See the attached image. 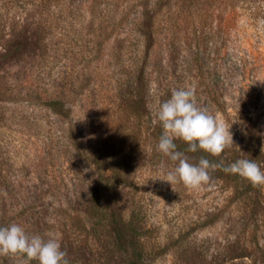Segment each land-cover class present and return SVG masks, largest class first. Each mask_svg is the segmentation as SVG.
<instances>
[{
  "label": "rangeland",
  "instance_id": "374dc122",
  "mask_svg": "<svg viewBox=\"0 0 264 264\" xmlns=\"http://www.w3.org/2000/svg\"><path fill=\"white\" fill-rule=\"evenodd\" d=\"M83 2L0 0V54L19 35L47 51L0 62V227L15 223L30 236L58 238L69 264H125L106 220L82 219L94 167L80 142L73 149L70 132L92 123L101 152L129 174L116 176L113 203L135 223L145 264H264V186L219 167L209 169L211 182L199 189L178 176L169 181L178 162L151 135L158 124L163 133L161 122L117 120L116 85L131 56L123 52L120 61L112 41L95 54L97 26ZM196 6L193 22L180 23L176 52L159 58L153 107L175 90H194L197 106L233 135L217 163L254 160L264 171V0H198ZM54 84L83 94L75 98L80 116L72 123L45 106ZM176 141L186 145L179 151L189 162L216 163ZM0 264L25 259L0 255Z\"/></svg>",
  "mask_w": 264,
  "mask_h": 264
},
{
  "label": "trees",
  "instance_id": "16d2710c",
  "mask_svg": "<svg viewBox=\"0 0 264 264\" xmlns=\"http://www.w3.org/2000/svg\"><path fill=\"white\" fill-rule=\"evenodd\" d=\"M197 2L198 0H84L83 10L90 17L91 26H97L95 54L102 52L105 42L112 41L118 44L114 54L116 57L118 55L120 61L123 52L131 56L128 59L130 70L126 71L125 79L116 85L115 100L118 102L119 113L122 114L117 120L125 118L127 121L132 117L139 124L144 117L150 123L158 119L159 108H154L152 101L154 97L158 98L160 92L152 88L155 82L153 74L162 67L159 58L163 53L168 55L176 52L180 23L193 22L192 10L197 7ZM38 32L39 30H34L33 37L39 36ZM46 52L45 45H39L27 35H19L3 48L0 62L15 61L29 54L44 55ZM78 77L79 75L75 82ZM78 96L83 94L70 88L65 89L61 84H54L47 95L45 106L56 117L72 123L73 119L80 116L74 105ZM70 134L73 149H79L80 142L83 145L82 154H85L87 161L94 167L93 176L88 179L91 191L82 219L92 224L106 220L115 245L123 246L125 264H145L143 246L135 223L125 220L122 213L115 208V202L113 203L117 182L119 183L116 176L128 178L129 174L121 171L117 163L101 152L99 142L95 141L99 134L92 123L88 126L81 125ZM151 135L159 141L162 135L159 124L152 128ZM174 142L177 144L176 140ZM179 147L185 149L186 145L177 144V150ZM216 158L213 157L217 163ZM219 168L224 174L228 173L222 165ZM103 197L107 203L105 206L101 202Z\"/></svg>",
  "mask_w": 264,
  "mask_h": 264
},
{
  "label": "clouds",
  "instance_id": "9594fccd",
  "mask_svg": "<svg viewBox=\"0 0 264 264\" xmlns=\"http://www.w3.org/2000/svg\"><path fill=\"white\" fill-rule=\"evenodd\" d=\"M157 116L163 128L158 148L172 161L178 162L174 173L169 174V181H174L178 176L191 189L209 184V169H217L222 162L211 163L201 157L197 164L191 163L184 152L177 150L174 141H183L188 145L189 152L202 150L218 157L227 146L233 144L230 128L197 106L192 89L173 91L170 99L159 105ZM224 171L238 174L253 186H264V171L254 160L239 159L224 168ZM0 255L21 256L25 264L31 261H37L38 264H69L67 253L61 250L58 238L45 239L38 234L30 236L15 223L0 227Z\"/></svg>",
  "mask_w": 264,
  "mask_h": 264
}]
</instances>
